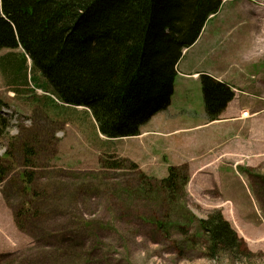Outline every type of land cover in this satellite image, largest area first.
<instances>
[{
    "label": "rangeland",
    "instance_id": "1",
    "mask_svg": "<svg viewBox=\"0 0 264 264\" xmlns=\"http://www.w3.org/2000/svg\"><path fill=\"white\" fill-rule=\"evenodd\" d=\"M243 2L264 9V0ZM232 6L225 5L219 19L229 21ZM257 18L264 21V15ZM249 27L244 20L236 35L223 39L221 52L248 51L250 44L236 37L250 34ZM22 54L21 48L0 50V116L6 122L0 172H8L0 183V264H264V167L245 168L241 173L249 177L239 178L228 197L208 176L192 177L185 163L199 138L168 133V111L143 125L139 136L108 140L86 109L61 104L45 78L30 73V61L21 77L12 74ZM212 65L194 51L179 70ZM186 103L204 107L201 84L179 75L169 111ZM114 161L122 166L112 168ZM183 165L189 181L171 199L158 181L169 167ZM217 213L242 242L236 250L212 249L200 229Z\"/></svg>",
    "mask_w": 264,
    "mask_h": 264
},
{
    "label": "trees",
    "instance_id": "2",
    "mask_svg": "<svg viewBox=\"0 0 264 264\" xmlns=\"http://www.w3.org/2000/svg\"><path fill=\"white\" fill-rule=\"evenodd\" d=\"M221 6L222 0H0V50L21 48L12 74L21 77L30 61V73H40L58 101L90 110L103 136L134 137L171 105L184 51ZM200 81L207 118L216 121L235 94L209 75ZM5 123L0 116L3 135ZM7 173L0 172V183ZM188 181L186 165L172 166L158 186L173 199ZM199 227L212 249L242 245L221 213Z\"/></svg>",
    "mask_w": 264,
    "mask_h": 264
},
{
    "label": "crops",
    "instance_id": "3",
    "mask_svg": "<svg viewBox=\"0 0 264 264\" xmlns=\"http://www.w3.org/2000/svg\"><path fill=\"white\" fill-rule=\"evenodd\" d=\"M243 1L247 0H223L220 12L209 19L197 42L185 51L186 56L179 63L177 74L182 79L197 81L202 74H208L227 83L235 92L233 101L214 122L207 120L204 107L195 108L190 103L175 112H170V108L167 110L172 124L168 133L173 137L186 138L189 132L199 138L190 154L191 162L185 163L192 177L208 176L210 185L222 186L220 188L228 197L236 194L232 186L239 178L243 175L249 177V174L241 173L245 168L264 167V36L260 34H264V21L260 23L257 18L264 15V9ZM227 4H234L227 11L229 21L219 19ZM239 10L245 13L237 14ZM244 20L251 28L250 34L236 38L241 45L249 43V50L241 54H223L220 50L223 39L236 35ZM253 34L258 38L255 39ZM250 37L252 42L248 41ZM253 45L256 48L254 52ZM194 51L199 52L203 60H212L213 65L200 70L186 67L180 71L183 59L193 55Z\"/></svg>",
    "mask_w": 264,
    "mask_h": 264
}]
</instances>
